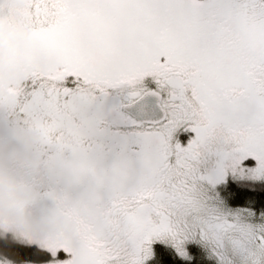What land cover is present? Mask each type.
<instances>
[{
  "label": "snow or ice",
  "instance_id": "snow-or-ice-1",
  "mask_svg": "<svg viewBox=\"0 0 264 264\" xmlns=\"http://www.w3.org/2000/svg\"><path fill=\"white\" fill-rule=\"evenodd\" d=\"M3 98L50 264H264V0H0Z\"/></svg>",
  "mask_w": 264,
  "mask_h": 264
},
{
  "label": "rangeland",
  "instance_id": "rangeland-1",
  "mask_svg": "<svg viewBox=\"0 0 264 264\" xmlns=\"http://www.w3.org/2000/svg\"><path fill=\"white\" fill-rule=\"evenodd\" d=\"M48 166L47 148L32 118L20 111L18 102H0V232L43 249L50 243L42 222ZM10 262L50 264L49 259Z\"/></svg>",
  "mask_w": 264,
  "mask_h": 264
},
{
  "label": "trees",
  "instance_id": "trees-1",
  "mask_svg": "<svg viewBox=\"0 0 264 264\" xmlns=\"http://www.w3.org/2000/svg\"><path fill=\"white\" fill-rule=\"evenodd\" d=\"M257 195L252 197L253 203L264 204V194L260 190H256ZM199 252L197 264H214V261L207 257V253L199 246H193ZM157 250L161 249V245H156ZM0 258H6L15 263L21 262H41L48 260V253L45 249L35 244L22 242L12 237L10 233L0 232ZM168 259L177 260L175 253L171 249L168 250ZM178 264H183L179 262Z\"/></svg>",
  "mask_w": 264,
  "mask_h": 264
},
{
  "label": "flooded vegetation",
  "instance_id": "flooded-vegetation-1",
  "mask_svg": "<svg viewBox=\"0 0 264 264\" xmlns=\"http://www.w3.org/2000/svg\"><path fill=\"white\" fill-rule=\"evenodd\" d=\"M0 102L4 105V104H7L8 103V100H7V98H3V99H0ZM24 168H25V165H24Z\"/></svg>",
  "mask_w": 264,
  "mask_h": 264
}]
</instances>
